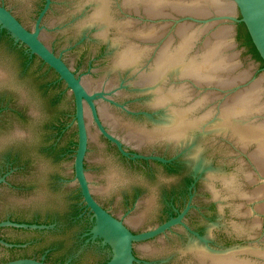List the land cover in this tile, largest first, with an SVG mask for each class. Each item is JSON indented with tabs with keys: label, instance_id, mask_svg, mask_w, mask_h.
<instances>
[{
	"label": "water",
	"instance_id": "1",
	"mask_svg": "<svg viewBox=\"0 0 264 264\" xmlns=\"http://www.w3.org/2000/svg\"><path fill=\"white\" fill-rule=\"evenodd\" d=\"M220 18L243 23L247 30L264 37V0H169Z\"/></svg>",
	"mask_w": 264,
	"mask_h": 264
},
{
	"label": "trees",
	"instance_id": "2",
	"mask_svg": "<svg viewBox=\"0 0 264 264\" xmlns=\"http://www.w3.org/2000/svg\"><path fill=\"white\" fill-rule=\"evenodd\" d=\"M236 25H238V26H241V27L245 28V26H244V24H243V23H237ZM245 29H246V28H245Z\"/></svg>",
	"mask_w": 264,
	"mask_h": 264
}]
</instances>
